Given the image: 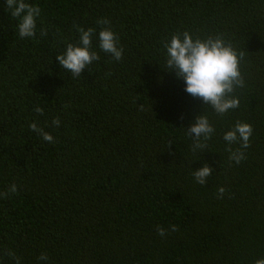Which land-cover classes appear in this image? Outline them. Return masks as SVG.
Masks as SVG:
<instances>
[{
    "label": "trees",
    "instance_id": "16d2710c",
    "mask_svg": "<svg viewBox=\"0 0 264 264\" xmlns=\"http://www.w3.org/2000/svg\"><path fill=\"white\" fill-rule=\"evenodd\" d=\"M28 2L41 11L35 36L21 38L0 0V264L264 257V0ZM77 27H110L122 58L100 51L94 38L99 59L72 76L56 55L78 43ZM184 31L219 35L243 53L237 108L217 114L164 69L165 43ZM197 114L215 132L194 149L186 129ZM237 122L253 129L240 163L223 139ZM204 163L213 171L201 185L192 172Z\"/></svg>",
    "mask_w": 264,
    "mask_h": 264
},
{
    "label": "clouds",
    "instance_id": "9594fccd",
    "mask_svg": "<svg viewBox=\"0 0 264 264\" xmlns=\"http://www.w3.org/2000/svg\"><path fill=\"white\" fill-rule=\"evenodd\" d=\"M6 7L13 18L16 19V29L19 37L31 38L36 34V18L40 15V8L28 0H5ZM107 24L108 21H102ZM79 33L78 43L66 45L62 54L56 55L59 65L72 76H80L82 71L99 59V55L92 46L93 39L98 40L97 47L100 51L110 54L116 61L122 58L123 48L119 38L110 27L101 28L96 33L93 28L77 27ZM165 65L167 71L174 72L175 76L183 80L184 91L193 97L200 98L204 105H210L217 114H225L239 106V98L232 95L234 89L243 86V79L239 70V62L243 53H238L233 47L219 36L206 38H193L188 31L174 33L165 43ZM36 112L41 109L37 107ZM52 123L59 126V118ZM29 128L38 133L44 141L54 142L53 136L40 128L36 122L29 124ZM195 141L194 149L204 148L207 141L215 132V128L204 114H197L190 126L186 129ZM252 126L247 122H237L228 129L223 139L229 146V159L240 163L245 158L244 150L248 148L252 135ZM238 144L235 150L231 145ZM213 168L204 163L201 167L193 169L192 176L198 184H206L207 178L212 174ZM11 193L17 191V186L12 184ZM224 188L218 189L222 196ZM171 226V231H175ZM159 235H165V229H157ZM40 260H46V255H41ZM255 264H264V257H260Z\"/></svg>",
    "mask_w": 264,
    "mask_h": 264
}]
</instances>
